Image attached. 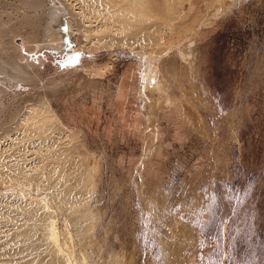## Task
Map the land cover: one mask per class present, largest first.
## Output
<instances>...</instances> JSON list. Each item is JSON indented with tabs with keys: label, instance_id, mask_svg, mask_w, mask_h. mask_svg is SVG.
Returning <instances> with one entry per match:
<instances>
[{
	"label": "rangeland",
	"instance_id": "obj_1",
	"mask_svg": "<svg viewBox=\"0 0 264 264\" xmlns=\"http://www.w3.org/2000/svg\"><path fill=\"white\" fill-rule=\"evenodd\" d=\"M175 20L160 53L80 36L28 50L27 29L0 32V55L12 44L31 64L0 81V133L46 98L88 193L94 229L77 262L264 264V0H183Z\"/></svg>",
	"mask_w": 264,
	"mask_h": 264
},
{
	"label": "bare ground",
	"instance_id": "obj_2",
	"mask_svg": "<svg viewBox=\"0 0 264 264\" xmlns=\"http://www.w3.org/2000/svg\"><path fill=\"white\" fill-rule=\"evenodd\" d=\"M182 4L183 0H0V32L27 29L28 50L62 49L80 36L95 49L160 53L167 43L162 33L177 30L175 17ZM41 7L47 18L43 35L33 30ZM10 48L13 57L0 55L2 84L29 75L31 64L20 63V49L12 44ZM91 72L100 73V68ZM20 115L14 128L0 133V264H86L84 251L77 262L75 243L88 239L95 217L84 182L66 166L68 135L61 131L46 98L28 105ZM69 136L71 140L75 135Z\"/></svg>",
	"mask_w": 264,
	"mask_h": 264
}]
</instances>
